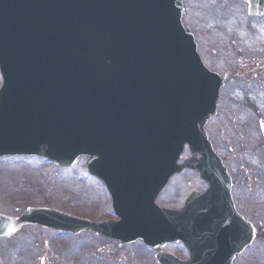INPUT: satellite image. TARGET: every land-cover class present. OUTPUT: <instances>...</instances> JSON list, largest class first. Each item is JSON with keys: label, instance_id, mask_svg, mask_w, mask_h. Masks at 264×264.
<instances>
[{"label": "water", "instance_id": "water-1", "mask_svg": "<svg viewBox=\"0 0 264 264\" xmlns=\"http://www.w3.org/2000/svg\"><path fill=\"white\" fill-rule=\"evenodd\" d=\"M183 14V0H0V157L62 167L86 157L100 179L106 165L130 164L143 191L136 206L113 195L120 223L37 210L23 222L105 237L120 230L157 250L176 242L190 251L188 262L157 253L161 264H233L254 242L205 130L225 77L205 68ZM186 145L191 157L180 165ZM185 169L209 190L180 209L157 206ZM223 206L232 218L219 215Z\"/></svg>", "mask_w": 264, "mask_h": 264}, {"label": "rangeland", "instance_id": "rangeland-1", "mask_svg": "<svg viewBox=\"0 0 264 264\" xmlns=\"http://www.w3.org/2000/svg\"><path fill=\"white\" fill-rule=\"evenodd\" d=\"M264 23H253L248 25H237L236 35L238 40L232 38H222L224 33L219 30L216 34L214 27L195 28L199 51L205 64L212 71L223 75H228L225 88L220 99L219 115L208 124L207 130L211 136L217 152L227 164L250 165L252 173V208L247 209V216L259 229V235L252 248V255L249 264H264V153L246 155L259 145H263V133L258 129V116H264L263 109H255L252 116L241 118L236 116L232 110V101L239 99L242 92L254 93L256 91L264 94ZM253 25V28L250 27ZM242 48V50H241ZM246 61L247 64H246ZM255 65V66H254ZM256 67L255 71H252ZM249 70V71H248ZM2 80L0 76V87ZM259 105V104H258ZM260 106V105H259ZM244 126L242 129L241 126ZM249 145L250 148L245 149ZM188 153V151H186ZM185 153V155H187ZM0 165L13 170H28V175L38 177L47 175L50 190L55 193L51 195L50 201L56 200L62 212L73 215L77 218H88L95 221H102L107 216V207L104 205L102 193L98 190L94 182L86 174L85 162L80 160L73 168L64 170L39 159L12 158L0 159ZM19 175L18 173H15ZM56 176V178H55ZM46 177V178H47ZM43 179V177L41 178ZM33 183L35 188H41V182ZM60 180V187L57 184ZM199 183L192 178H176L171 184L169 191L160 199L163 204L182 205L188 193L199 189ZM56 187V188H55ZM43 189H46L42 187ZM61 188V192L60 189ZM244 190L245 187L239 188ZM49 190V188H47ZM49 190V191H50ZM60 192V194L58 193ZM62 193V195H61ZM102 202V203H101ZM99 203V204H98ZM95 204V206H93ZM245 207V205H242ZM48 241L55 244L57 235L48 234ZM59 241V240H58ZM60 243V242H59ZM99 242H94L86 235L76 237L70 241L69 238H62V249L57 250L58 261L54 264H97L96 249L94 247ZM58 244V243H57ZM67 246V250L64 249ZM93 245V246H92ZM71 247V248H69ZM32 249V248H31ZM177 251H175V250ZM174 252L180 253V249L174 247ZM27 252L35 255L36 251ZM143 256L136 261L137 264H155L153 258L145 257L147 253L137 252ZM113 249H110L112 254ZM2 249L0 248V261ZM6 260H13L15 264L18 260L17 254L6 253ZM105 264V261H102Z\"/></svg>", "mask_w": 264, "mask_h": 264}, {"label": "flooded vegetation", "instance_id": "flooded-vegetation-1", "mask_svg": "<svg viewBox=\"0 0 264 264\" xmlns=\"http://www.w3.org/2000/svg\"><path fill=\"white\" fill-rule=\"evenodd\" d=\"M249 0H185L186 6V18L191 23L203 22H218L222 24H232V25H247L253 23H264V15L261 17H251L249 16ZM264 11V8H263ZM240 13V14H239ZM264 25V24H263ZM233 40L237 37H232ZM233 42V41H232ZM255 66V65H254ZM256 67L252 71H255ZM256 101L254 100H241L233 101L232 105L234 108V114L236 116H252L250 113L254 114L253 108H255ZM264 108V107H263ZM264 112V109H263ZM258 129L261 133L264 131V116H258ZM241 126V125H240ZM242 129L244 126H241ZM264 135V134H263ZM249 165L241 164H227V170L229 171L233 179V199L237 210L246 219L247 209H251L252 205L250 202L251 197V181L253 170ZM28 170H13L10 168H2L0 166V215L7 217L11 220L18 221L23 216H25L31 210L37 209H48L54 211H61V208L56 200L50 201L52 204L49 205L50 197L55 192L50 190L52 186L49 185V190L43 189V183L41 182V188H35L34 182L40 181L43 175L38 177H32L28 175ZM18 173L19 175L15 174ZM88 177L94 182L98 190L102 193L105 203L108 207L107 217L104 221L115 219L114 214L111 210V198L106 186L99 182L95 177L88 174ZM184 177L186 179L192 178L197 180L199 183V189L197 191H204L206 186L202 185L200 176L195 172L186 171L181 175H178L172 179L174 181L176 178ZM42 180H45L43 177ZM38 181V182H39ZM60 187V186H59ZM245 187L244 190L239 189ZM56 188V187H55ZM61 192V188L59 189ZM60 192H58L60 194ZM191 192V191H190ZM189 192V193H190ZM62 195V193H61ZM245 203V207L242 205ZM110 206V208H109ZM111 211V213H110ZM48 234L59 235L55 231L47 230L39 226H30L24 224L17 230H11L8 232L6 238H0V248L2 249L1 257L2 261L0 264H15L13 260H6V253L17 254L18 260L16 264H44L47 259L51 260L53 263L58 261V246L47 243ZM94 238L100 240L102 244V249L100 251L102 258H105V264H136L135 262L139 260L143 255L136 254L141 253L145 250L147 253L144 254L145 257H154V251L147 249L142 243L137 242L133 244H122L117 240H106L101 239L95 235H91ZM175 245H169L165 249V253H173L172 248ZM182 247V245H178ZM36 251L35 255H29L27 252ZM113 249L112 254L110 249ZM183 248V247H182ZM145 249V250H143ZM249 249L237 258L235 264H247V258L249 256ZM185 256L179 255L178 257L187 260V253Z\"/></svg>", "mask_w": 264, "mask_h": 264}]
</instances>
